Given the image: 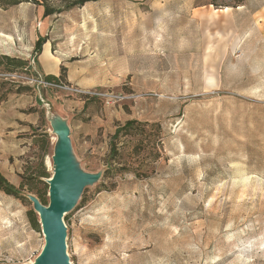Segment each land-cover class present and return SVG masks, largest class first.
<instances>
[{"label":"rangeland","instance_id":"obj_1","mask_svg":"<svg viewBox=\"0 0 264 264\" xmlns=\"http://www.w3.org/2000/svg\"><path fill=\"white\" fill-rule=\"evenodd\" d=\"M243 5L264 0L72 8L73 22L51 23L46 37L63 40L59 85L37 61L45 40L37 51L0 36L1 57L28 58L0 65V174L17 191L0 189V264L42 252L38 198L20 185L40 169L52 176L51 120L88 178L64 217L69 264H264V90L251 89L264 84L217 72L222 36L199 17Z\"/></svg>","mask_w":264,"mask_h":264},{"label":"crops","instance_id":"obj_2","mask_svg":"<svg viewBox=\"0 0 264 264\" xmlns=\"http://www.w3.org/2000/svg\"><path fill=\"white\" fill-rule=\"evenodd\" d=\"M90 3L84 4V7ZM248 6L205 10L199 17L202 27L208 19L214 21L217 36H222L223 46L218 47V50L223 52V61L220 67L216 66L217 72L249 76L251 83L264 84V8ZM72 11L71 9L57 18H45L42 6L28 2L8 9L0 8V36L8 37L7 39L13 42L28 39L30 49L39 38L45 40L37 61L45 75L57 77L59 67H65L59 59L63 57L60 48L63 40L51 41L55 45L52 47L46 37H50L54 31L51 30L54 22H73L69 18L72 17ZM21 57L22 60L28 59L27 56ZM223 68L226 70L221 71ZM251 89L264 90V87L254 86Z\"/></svg>","mask_w":264,"mask_h":264},{"label":"water","instance_id":"obj_3","mask_svg":"<svg viewBox=\"0 0 264 264\" xmlns=\"http://www.w3.org/2000/svg\"><path fill=\"white\" fill-rule=\"evenodd\" d=\"M51 125L59 140L53 155V174L45 181L49 202L43 205L38 199H30L45 240L44 248L33 264H69L64 217L74 209L88 182V178L76 172L72 166L65 126H61L59 131L56 121L51 120Z\"/></svg>","mask_w":264,"mask_h":264},{"label":"trees","instance_id":"obj_4","mask_svg":"<svg viewBox=\"0 0 264 264\" xmlns=\"http://www.w3.org/2000/svg\"><path fill=\"white\" fill-rule=\"evenodd\" d=\"M51 1V2H50ZM0 0V8L2 9H8L10 7L19 5L23 2L32 3L35 5L42 6L44 9L43 16L46 17H54L57 18L59 15L71 10L75 7H82L86 3L90 2H98L100 0ZM54 2L55 4L61 5L60 7L56 8L51 4ZM43 43V40L39 39L37 40V43L35 45V50H40L41 45ZM5 64L8 66V69H24L28 65V61L22 60L19 58H9L7 56H0V65ZM64 72L65 69L61 68V74L59 76H52V75H45L44 81L46 83H51L55 85H59L61 81L64 79ZM130 128V124H126L121 130V132H124ZM43 178H48V175L43 169H40V171L33 177H29V179L23 181L20 185V188H26L29 192L34 193L38 200L43 205H47V201L45 199V194L47 190V183L43 182ZM0 189L5 192L7 195H17V191L14 186L9 184L3 176L0 174ZM34 212H29V217H34ZM34 220V218H32Z\"/></svg>","mask_w":264,"mask_h":264},{"label":"bare ground","instance_id":"obj_5","mask_svg":"<svg viewBox=\"0 0 264 264\" xmlns=\"http://www.w3.org/2000/svg\"><path fill=\"white\" fill-rule=\"evenodd\" d=\"M46 50V49H45ZM52 142V141H51ZM49 165V164H48ZM52 174H53V172H52ZM43 248H44V246H43ZM43 250V249H42ZM41 254V253H40Z\"/></svg>","mask_w":264,"mask_h":264}]
</instances>
